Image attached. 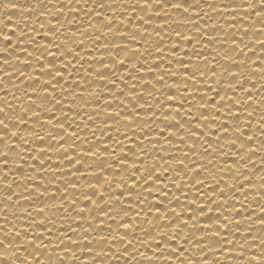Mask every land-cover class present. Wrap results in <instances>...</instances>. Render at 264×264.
Masks as SVG:
<instances>
[{"label": "snow or ice", "instance_id": "1", "mask_svg": "<svg viewBox=\"0 0 264 264\" xmlns=\"http://www.w3.org/2000/svg\"><path fill=\"white\" fill-rule=\"evenodd\" d=\"M0 264H264V0H0Z\"/></svg>", "mask_w": 264, "mask_h": 264}, {"label": "bare ground", "instance_id": "2", "mask_svg": "<svg viewBox=\"0 0 264 264\" xmlns=\"http://www.w3.org/2000/svg\"><path fill=\"white\" fill-rule=\"evenodd\" d=\"M253 159L256 160L257 165L260 164V161H259V158L258 157H253ZM229 182H231V181H229Z\"/></svg>", "mask_w": 264, "mask_h": 264}]
</instances>
